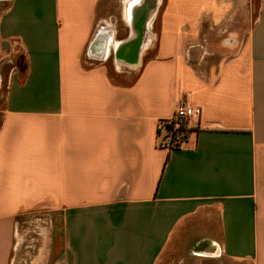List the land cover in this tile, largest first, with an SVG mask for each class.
<instances>
[{
	"label": "crops",
	"instance_id": "1",
	"mask_svg": "<svg viewBox=\"0 0 264 264\" xmlns=\"http://www.w3.org/2000/svg\"><path fill=\"white\" fill-rule=\"evenodd\" d=\"M153 1L0 0V264L32 209L43 264H264V0Z\"/></svg>",
	"mask_w": 264,
	"mask_h": 264
},
{
	"label": "rangeland",
	"instance_id": "2",
	"mask_svg": "<svg viewBox=\"0 0 264 264\" xmlns=\"http://www.w3.org/2000/svg\"><path fill=\"white\" fill-rule=\"evenodd\" d=\"M1 8L0 5V10ZM22 57V51L19 48L10 54L7 50L0 49V76L2 79L0 106L6 90L7 76L12 68L22 61ZM57 216V212L52 214L44 209L22 211L17 218V245L14 248L10 264H43L53 243L61 245L59 242L61 239L52 235L54 228H57L54 225V219Z\"/></svg>",
	"mask_w": 264,
	"mask_h": 264
},
{
	"label": "built area",
	"instance_id": "3",
	"mask_svg": "<svg viewBox=\"0 0 264 264\" xmlns=\"http://www.w3.org/2000/svg\"><path fill=\"white\" fill-rule=\"evenodd\" d=\"M198 114H200L199 108H193L185 104H180L174 109L171 117L165 122V135L171 147L181 145L184 138L185 124L193 115Z\"/></svg>",
	"mask_w": 264,
	"mask_h": 264
},
{
	"label": "water",
	"instance_id": "4",
	"mask_svg": "<svg viewBox=\"0 0 264 264\" xmlns=\"http://www.w3.org/2000/svg\"><path fill=\"white\" fill-rule=\"evenodd\" d=\"M130 43H131V45H132V47L134 49V53H137V51L141 47V42H140L139 36L135 37L133 40H131Z\"/></svg>",
	"mask_w": 264,
	"mask_h": 264
},
{
	"label": "bare ground",
	"instance_id": "5",
	"mask_svg": "<svg viewBox=\"0 0 264 264\" xmlns=\"http://www.w3.org/2000/svg\"><path fill=\"white\" fill-rule=\"evenodd\" d=\"M116 1V0H115ZM152 3H153V6H155L156 5V2L155 1H153L152 0ZM154 14V11L153 12H151V14H150V16L152 17V15ZM155 15V14H154ZM111 33V32H110ZM111 40V39H110ZM150 40V39H149ZM108 45V44H107ZM112 46V45H111ZM148 53V52H147ZM24 242V241H23ZM20 245H21V243H20ZM19 262V261H18ZM18 264V263H17Z\"/></svg>",
	"mask_w": 264,
	"mask_h": 264
},
{
	"label": "flooded vegetation",
	"instance_id": "6",
	"mask_svg": "<svg viewBox=\"0 0 264 264\" xmlns=\"http://www.w3.org/2000/svg\"><path fill=\"white\" fill-rule=\"evenodd\" d=\"M152 1V0H151ZM156 4H157V2H156ZM153 8H155V6H153L152 5V7H151V12H153L154 11V9ZM151 12H150V14H151ZM140 37V36H139Z\"/></svg>",
	"mask_w": 264,
	"mask_h": 264
}]
</instances>
